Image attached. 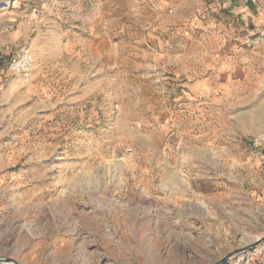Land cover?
Masks as SVG:
<instances>
[{"label":"rangeland","instance_id":"rangeland-1","mask_svg":"<svg viewBox=\"0 0 264 264\" xmlns=\"http://www.w3.org/2000/svg\"><path fill=\"white\" fill-rule=\"evenodd\" d=\"M219 1L0 0V264H264V0Z\"/></svg>","mask_w":264,"mask_h":264},{"label":"built area","instance_id":"built-area-1","mask_svg":"<svg viewBox=\"0 0 264 264\" xmlns=\"http://www.w3.org/2000/svg\"><path fill=\"white\" fill-rule=\"evenodd\" d=\"M245 3H248L249 0H244ZM34 62L32 47L26 46L22 49L21 53L11 63V69L18 73H28L31 69V66ZM263 137L260 136L256 139L255 145L258 146L262 143Z\"/></svg>","mask_w":264,"mask_h":264},{"label":"crops","instance_id":"crops-1","mask_svg":"<svg viewBox=\"0 0 264 264\" xmlns=\"http://www.w3.org/2000/svg\"><path fill=\"white\" fill-rule=\"evenodd\" d=\"M219 2L220 3H218V4L224 3L225 4L224 6H226V4L228 6H230L228 11L235 12L238 15V19L239 18H243V19L247 18L248 20H250L251 18L254 17V11H252V9H250L248 5H245L244 3H239L240 1H238V0H235V1L221 0ZM232 9H234V10H232Z\"/></svg>","mask_w":264,"mask_h":264},{"label":"bare ground","instance_id":"bare-ground-1","mask_svg":"<svg viewBox=\"0 0 264 264\" xmlns=\"http://www.w3.org/2000/svg\"><path fill=\"white\" fill-rule=\"evenodd\" d=\"M9 264H14V263L12 262V263H9Z\"/></svg>","mask_w":264,"mask_h":264}]
</instances>
